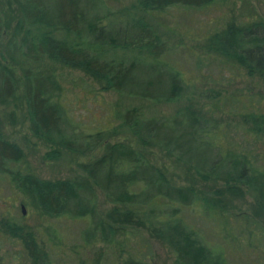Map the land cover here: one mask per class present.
I'll list each match as a JSON object with an SVG mask.
<instances>
[{
	"label": "trees",
	"instance_id": "obj_1",
	"mask_svg": "<svg viewBox=\"0 0 264 264\" xmlns=\"http://www.w3.org/2000/svg\"><path fill=\"white\" fill-rule=\"evenodd\" d=\"M11 1L23 22L18 24L20 36L16 32L0 51V106L13 101L21 89L31 133L52 147L45 153L47 159L59 158L61 150L81 155L102 146L105 150L79 164L82 179H41L15 169L25 153L0 127V174L9 176L27 196L28 204L41 214L88 218L82 233L86 245L115 244L120 229L136 226L165 243L174 253V264H226L222 251L205 245L200 234L177 215L182 206L197 203L194 187L172 183L143 152L108 140L117 135L120 125L144 146H159L177 155L200 179L221 183L214 196L205 199L203 210L224 208L225 200L243 197L247 189L256 197V215L264 214L260 152L215 146L209 136L222 129H217V124L205 128L204 118L188 106L169 120L142 118L139 107L126 108L120 124L85 131L72 121L62 103L57 74L37 65L45 58L80 70L97 82L101 91L156 103L176 101L187 91L186 84L177 69L162 61L168 47L139 13L149 16L174 7L204 8L225 0H134L130 8L114 11L105 7L100 11L93 0ZM5 27L0 13V47ZM56 32L64 36L58 37ZM205 41L208 52L236 61L249 75L264 77V19L228 20ZM118 51L136 55L120 57ZM246 117L253 125L249 131L264 132L263 113L252 111ZM255 138L260 141L259 136ZM99 191L110 205L102 217L96 207ZM0 226L23 244L31 264H49L28 226L13 218L1 220ZM91 264H102L99 256ZM122 264L145 263L129 256Z\"/></svg>",
	"mask_w": 264,
	"mask_h": 264
},
{
	"label": "rangeland",
	"instance_id": "obj_2",
	"mask_svg": "<svg viewBox=\"0 0 264 264\" xmlns=\"http://www.w3.org/2000/svg\"><path fill=\"white\" fill-rule=\"evenodd\" d=\"M93 2L100 11L103 7L114 11L122 6L130 8L134 0ZM224 2L204 8L174 7L149 16L139 13L168 47L162 61L177 69L186 84L187 91L176 101L156 103L115 91H101L99 84L80 70L54 64L45 58L37 65L57 74L62 103L72 121L85 131L120 124L126 108L139 107L142 118L163 117L169 120L188 106L197 116L204 118L205 128L217 124V129H222L223 132L214 131L209 136L215 146L221 149L231 147V150H243L249 154L260 152L264 165V132L249 131L253 125L246 117L252 111L264 114V77L249 75L236 61L205 49L207 36L221 29L226 21L264 19V0ZM0 6L6 26L0 47L3 51L12 35L17 32L16 35L20 36L18 24L23 20L11 0H1ZM55 34L64 36L63 32ZM116 55L130 57L136 52L118 51ZM0 127L6 138L17 143L25 153L15 169L41 179H82L79 164L92 160L105 150L102 146L88 155L61 150L59 158L47 159L45 153L52 147L31 133L21 89L13 101L0 106ZM108 142L128 144L143 152L172 183L194 187L199 197L197 203L185 208L182 206L177 215L200 234L205 245L218 247L226 264H264V214L256 215V197L252 192L246 189L243 197L225 200L224 208L203 210L205 199L212 198L214 189L223 186L221 183L200 179L188 164L178 160L177 155L159 146H144L120 125L117 135ZM237 146L240 150L235 148ZM97 195V212L102 217L110 205L102 192ZM28 202L27 196L16 188L10 177L0 174V221L13 218L28 226L46 253L49 264H91L97 256L102 264H122L129 256L145 264H174L173 251L142 227L120 229L115 236V244L97 242L86 245L82 233L89 224L88 218L47 217ZM21 203L25 205L24 215ZM155 222L159 225L157 219ZM0 264H31L23 244L8 235L1 226Z\"/></svg>",
	"mask_w": 264,
	"mask_h": 264
},
{
	"label": "water",
	"instance_id": "obj_3",
	"mask_svg": "<svg viewBox=\"0 0 264 264\" xmlns=\"http://www.w3.org/2000/svg\"><path fill=\"white\" fill-rule=\"evenodd\" d=\"M21 211H22V214L24 215L25 214V212H26V209H25V207H24V205H21Z\"/></svg>",
	"mask_w": 264,
	"mask_h": 264
}]
</instances>
